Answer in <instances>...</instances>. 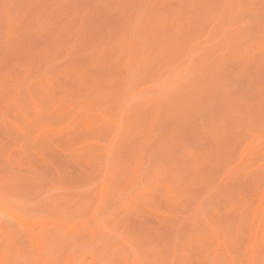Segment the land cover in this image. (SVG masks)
Wrapping results in <instances>:
<instances>
[{
    "label": "rangeland",
    "instance_id": "rangeland-1",
    "mask_svg": "<svg viewBox=\"0 0 264 264\" xmlns=\"http://www.w3.org/2000/svg\"><path fill=\"white\" fill-rule=\"evenodd\" d=\"M0 264H264V0H0Z\"/></svg>",
    "mask_w": 264,
    "mask_h": 264
}]
</instances>
